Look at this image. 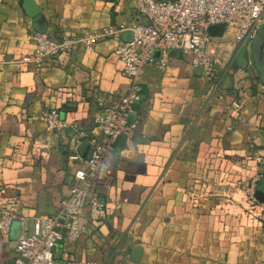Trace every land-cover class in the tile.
Returning a JSON list of instances; mask_svg holds the SVG:
<instances>
[{
  "label": "crops",
  "instance_id": "0c3cea01",
  "mask_svg": "<svg viewBox=\"0 0 264 264\" xmlns=\"http://www.w3.org/2000/svg\"><path fill=\"white\" fill-rule=\"evenodd\" d=\"M123 22H143L131 0H0V214L9 208L31 224L60 210L82 167L69 157L88 156L99 140L98 100L112 103L128 85L116 41L36 65L28 61L33 34L60 39ZM140 83L133 134L115 141L94 182L105 209L81 210L84 230L53 247L55 263L264 264V218L244 198L258 171L252 153L264 157V80L252 43L219 92L176 51L164 68L147 67ZM47 108L59 110L66 130L46 129ZM74 126L87 135L77 144ZM20 231L14 221L7 241L0 234V264H15Z\"/></svg>",
  "mask_w": 264,
  "mask_h": 264
},
{
  "label": "built area",
  "instance_id": "2783aa9c",
  "mask_svg": "<svg viewBox=\"0 0 264 264\" xmlns=\"http://www.w3.org/2000/svg\"><path fill=\"white\" fill-rule=\"evenodd\" d=\"M131 1L136 16L143 22H123L119 26L96 32L83 31L60 39L44 32L32 36L35 48L28 61L36 65L62 53H73L78 47L91 51L103 40L116 41L115 54L122 62L121 75L127 79L128 85L125 93L112 103L98 100L99 111L94 124L99 131V140L92 143L88 156L75 153L69 157L82 167L75 170L70 193L61 201L57 213L34 217L30 224L28 218L12 209L1 211L0 234L5 241L12 223L18 221L20 225L15 243V264H56L53 247L74 243L84 230L81 210L85 206L94 211L105 209L94 182L102 166L107 164L115 141L123 135L133 134L135 122H130L129 115L141 100L140 77L147 67L158 65L164 68L170 53L180 52L200 71L202 78L213 85V92H219L222 76L238 53L250 46L264 24V0ZM212 26H222L221 35L211 36L208 29ZM124 32L131 34L129 40H121ZM41 116L49 132H62L69 126L58 109H44ZM86 136L83 130L74 126L73 143L77 144ZM252 160L258 171L244 187V198L253 217L259 219L264 218V203L257 197L258 184L264 178V157L254 151ZM63 264L95 263L66 260Z\"/></svg>",
  "mask_w": 264,
  "mask_h": 264
},
{
  "label": "water",
  "instance_id": "95a60500",
  "mask_svg": "<svg viewBox=\"0 0 264 264\" xmlns=\"http://www.w3.org/2000/svg\"><path fill=\"white\" fill-rule=\"evenodd\" d=\"M223 31L222 26H212L208 29L211 36L221 35ZM252 56L254 64L260 73L264 70V24L258 29L253 42H252ZM258 199L264 201V193L261 190H257Z\"/></svg>",
  "mask_w": 264,
  "mask_h": 264
},
{
  "label": "flooded vegetation",
  "instance_id": "af4514ba",
  "mask_svg": "<svg viewBox=\"0 0 264 264\" xmlns=\"http://www.w3.org/2000/svg\"><path fill=\"white\" fill-rule=\"evenodd\" d=\"M260 75H261L262 79L264 80V70L262 73H260Z\"/></svg>",
  "mask_w": 264,
  "mask_h": 264
},
{
  "label": "trees",
  "instance_id": "16d2710c",
  "mask_svg": "<svg viewBox=\"0 0 264 264\" xmlns=\"http://www.w3.org/2000/svg\"><path fill=\"white\" fill-rule=\"evenodd\" d=\"M262 180H264V178ZM260 183H261V181L259 182L258 187H259Z\"/></svg>",
  "mask_w": 264,
  "mask_h": 264
}]
</instances>
